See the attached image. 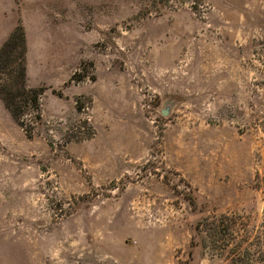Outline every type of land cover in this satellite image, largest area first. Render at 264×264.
Returning a JSON list of instances; mask_svg holds the SVG:
<instances>
[{"label": "rangeland", "instance_id": "obj_1", "mask_svg": "<svg viewBox=\"0 0 264 264\" xmlns=\"http://www.w3.org/2000/svg\"><path fill=\"white\" fill-rule=\"evenodd\" d=\"M16 25L41 119L0 99V264H264V0H0Z\"/></svg>", "mask_w": 264, "mask_h": 264}, {"label": "trees", "instance_id": "obj_2", "mask_svg": "<svg viewBox=\"0 0 264 264\" xmlns=\"http://www.w3.org/2000/svg\"><path fill=\"white\" fill-rule=\"evenodd\" d=\"M25 55V34L22 27L16 25L0 45V99L30 138L32 132L27 128L24 116L31 115L34 123L40 121L42 89L26 84Z\"/></svg>", "mask_w": 264, "mask_h": 264}, {"label": "crops", "instance_id": "obj_3", "mask_svg": "<svg viewBox=\"0 0 264 264\" xmlns=\"http://www.w3.org/2000/svg\"><path fill=\"white\" fill-rule=\"evenodd\" d=\"M10 32H11V29L8 30L7 32H5V33L2 35V37H1V39H0V43H2V41L5 39V37H7V34L9 35Z\"/></svg>", "mask_w": 264, "mask_h": 264}]
</instances>
